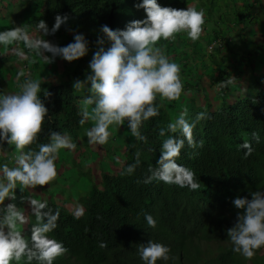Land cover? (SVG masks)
<instances>
[{
	"label": "trees",
	"instance_id": "1",
	"mask_svg": "<svg viewBox=\"0 0 264 264\" xmlns=\"http://www.w3.org/2000/svg\"><path fill=\"white\" fill-rule=\"evenodd\" d=\"M208 4L214 6L215 0ZM124 5V0H43L46 13L117 37L126 32L119 22ZM258 6L260 0H242L227 23L239 34L253 22ZM144 9L157 18L153 31L156 27L165 42L174 31L166 9ZM141 15L131 11L127 19L134 23ZM179 39L167 41L165 50ZM161 61L162 70L173 65L166 56ZM248 65L239 64L237 71L246 72ZM177 80L187 87L188 77ZM33 82L34 92L21 94V117L12 132L22 138L25 162L48 166L55 162L53 137L67 131L74 144L79 138L82 94L69 80L44 83L40 92L36 87L43 81ZM251 83L215 106L192 104L191 117L180 125L155 92L127 76L123 108L137 137L125 145L120 163L114 151L109 160L115 168H100L98 185L73 209L40 200L36 223L25 236L0 238V264H242L247 253L264 251V81Z\"/></svg>",
	"mask_w": 264,
	"mask_h": 264
},
{
	"label": "rangeland",
	"instance_id": "2",
	"mask_svg": "<svg viewBox=\"0 0 264 264\" xmlns=\"http://www.w3.org/2000/svg\"><path fill=\"white\" fill-rule=\"evenodd\" d=\"M167 1L173 0H124L125 18L119 22H124L126 32L117 37L77 28L69 16L60 20L46 13L43 0H0V91H4V108L19 106L23 92L32 94L34 80L43 81L36 87L38 92L44 83L69 80L73 90L82 94L79 104L84 112L75 144L67 131L52 138L56 156L48 166L37 160L25 162L27 155L15 132L0 137L5 162L16 166L7 168L5 178L0 180V212L4 213L0 216V238L25 236L27 227L36 223L33 213L40 200L51 199L73 209L81 203V196L98 185L100 168H115L109 160L114 151L120 163L125 145L137 137L123 108L129 94L125 88L127 76L132 75L155 92L180 125L191 117L192 104L215 106L242 93L252 79L264 81V0H260L253 22L246 23L239 34L230 23L223 26L229 30L232 50L238 52L234 54L227 46L223 56L216 48L208 49V37L198 33L196 24L185 28L188 37L165 50L166 42L175 40L177 33L173 31L161 42L157 28L153 31L157 18L144 7L164 10ZM222 9L231 11L224 6ZM131 11L142 13L134 23L127 19ZM161 56L170 59L173 67L162 70ZM247 61L250 65L246 72L237 71L239 64ZM174 67L177 73H173ZM180 68L184 70L179 72ZM179 76L188 77L187 87L185 81L177 80ZM17 88L21 89L16 100ZM170 98L175 101L172 106ZM1 107L0 103V111ZM262 255L264 251L247 253L242 264H264Z\"/></svg>",
	"mask_w": 264,
	"mask_h": 264
},
{
	"label": "crops",
	"instance_id": "3",
	"mask_svg": "<svg viewBox=\"0 0 264 264\" xmlns=\"http://www.w3.org/2000/svg\"><path fill=\"white\" fill-rule=\"evenodd\" d=\"M177 1L178 2L166 3V6H165L166 11L163 12L164 14L167 15V20H168L167 24H169L172 27V30H174L178 36H180L181 38L183 37L184 39V37H188V35L184 31L185 28L188 26H193L194 23L196 24L197 22H201V24L197 26L198 33L206 34V36L208 37L207 44H209L212 41V37H214L215 32L222 31L226 33L224 38L220 36L219 33H215V37L216 38L222 37L225 41L230 40L228 43L229 45L225 44V42L223 43V46H225V49L221 48V50H219L220 52L218 51L221 55H224V50L227 49V46H231L230 42L232 41L228 34L229 30L226 31L223 29V26H225L226 23L229 21L226 16L228 17L230 16L233 19L234 13L232 10L237 7L235 4L242 2V0H215L214 6L210 8H209V5L207 6L200 5L199 0H184V1L177 0ZM208 1L209 0H203V2H206V3H208ZM223 6L225 9L229 8L231 11L229 12L227 10H223L222 9ZM181 9H184L183 12L181 11ZM193 12H195V14L192 16ZM218 26H220V28ZM189 30L193 31L192 29H189ZM200 38L201 37L199 36L195 38V40H199ZM195 40H193L192 42H195ZM230 50L232 51V49ZM178 71H182V70L179 69ZM19 89L21 88H17V92H15L14 94V99L16 100L19 99V96H18V93H20L18 92ZM3 96H4V91L2 92L0 91V99H1L0 103L3 106V108L1 107L2 110L0 111V114L4 112H8L11 109V106L9 107V105L8 107H6V109L4 108L3 101H5V99L3 98ZM21 100L22 99H20L19 101ZM12 101H15V100H11V102ZM15 133H16L19 143L22 145L23 141H22L21 136L19 135V133L17 132ZM2 149H3V143H0V150ZM7 168L16 169V166L10 165L8 164V162H5V160L3 159V155L0 154V180L1 178H5L4 172L6 171ZM2 184H4V182H2ZM1 191H4V189H1Z\"/></svg>",
	"mask_w": 264,
	"mask_h": 264
},
{
	"label": "built area",
	"instance_id": "4",
	"mask_svg": "<svg viewBox=\"0 0 264 264\" xmlns=\"http://www.w3.org/2000/svg\"><path fill=\"white\" fill-rule=\"evenodd\" d=\"M220 40L216 39L211 44H209L207 47L208 49H212L215 44H219ZM19 116V110L13 109L11 110L7 115L2 117L0 119V135L9 134L14 127L15 120Z\"/></svg>",
	"mask_w": 264,
	"mask_h": 264
},
{
	"label": "clouds",
	"instance_id": "5",
	"mask_svg": "<svg viewBox=\"0 0 264 264\" xmlns=\"http://www.w3.org/2000/svg\"><path fill=\"white\" fill-rule=\"evenodd\" d=\"M215 39L220 40L219 45L221 46V48H224V46H223V43H224L223 40H224V39H223L222 37H217V38H215ZM213 41H215V40H213ZM213 41H211L209 44H211ZM209 44H207V46H208ZM216 45H218V44H216ZM214 47H215V45L213 46L212 49H210V51L213 50ZM221 48H220V50H221ZM28 72H30V69H28ZM23 93H24V92H23ZM21 99H22V96H21ZM20 103H21V102H20ZM20 103H19V106L14 107V108H11L8 112H4V113L0 114V119H1V118L4 117L5 115H7L11 110H13V109H18V110H19V116H18V118L15 120V124H14V127L12 128L11 132H10L9 134L0 135V137H1V136H9L11 133H13L12 131L14 130V128L16 127V124H17V122H18L17 120L21 117V116H20V113H21ZM0 154L3 155V151H2V150H0ZM7 156H10V155H7ZM3 159H4V158H3ZM20 167H21V166H20ZM31 168H33V167H31Z\"/></svg>",
	"mask_w": 264,
	"mask_h": 264
}]
</instances>
